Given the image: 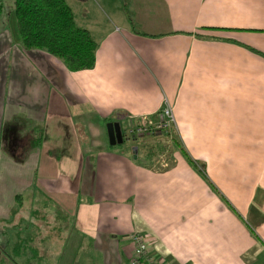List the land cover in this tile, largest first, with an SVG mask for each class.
<instances>
[{
  "label": "crops",
  "instance_id": "crops-1",
  "mask_svg": "<svg viewBox=\"0 0 264 264\" xmlns=\"http://www.w3.org/2000/svg\"><path fill=\"white\" fill-rule=\"evenodd\" d=\"M66 2L98 43L91 70L23 49L0 15V188L19 176L49 208L40 220L68 228L39 233L58 249H34L130 264L142 233L161 264H264V0H126L130 19L122 0ZM166 104L167 167L143 140L109 145L108 123L135 127ZM0 234L27 263L28 234Z\"/></svg>",
  "mask_w": 264,
  "mask_h": 264
},
{
  "label": "rangeland",
  "instance_id": "rangeland-1",
  "mask_svg": "<svg viewBox=\"0 0 264 264\" xmlns=\"http://www.w3.org/2000/svg\"><path fill=\"white\" fill-rule=\"evenodd\" d=\"M99 3L101 0H98ZM6 3V4H5ZM5 3H2L3 6V19H9L10 9L8 2L5 1ZM130 16V15H129ZM97 18L102 22V19L97 16ZM163 108V107H162ZM123 126V125H122ZM128 128H135V127H124L123 129ZM174 134L172 133V129L170 130V133L165 134H158V135H152V136H146L140 139H137L136 142L139 140H143L141 146L145 149L146 152H153L154 154H150L149 156L151 158H154L153 161H158L156 163V169H162L163 164L167 163L170 164V150H172L175 141H173ZM129 141L124 140L123 144L116 145L117 147H124L126 145H129ZM130 155H134L133 153ZM12 188L9 189V186L5 188H0V200H4L7 203V207L0 206V233H5L9 236V234H15V233H22L23 238H25L28 234L30 239L28 242V247L32 248L30 251H28L27 259L28 262H25L24 256L21 257L16 253L10 254L9 252H6L3 248L0 250V264H62L60 263V260L62 259V255L60 254H47L42 255L37 252L34 247H38L39 249L41 247H45L47 243H52L53 246L49 245L51 248L58 249L60 245V240H57L55 238H48L45 239L46 234H39L40 232L43 233V231L47 232H54L59 229L65 231L68 230L66 227L67 225L65 222H60L55 220L53 222H50L49 225H46L40 220V216L44 214L46 217L50 216L51 213H49V208L44 206L45 200L44 198L38 194L36 191H28V190H22L19 188V183H15V180H20L19 176H12ZM2 179V176L0 175V180ZM18 200V201H17ZM45 207V208H44ZM12 210V212L10 211ZM25 218L26 221L21 222V219ZM6 219V220H4ZM48 221V220H47ZM46 221V222H47ZM66 225V226H65ZM0 243L3 244V241H6L5 234H0ZM12 243L18 242L20 247L23 245H26V240H21L20 237L11 239ZM56 245V246H54ZM61 251V250H60ZM54 260V262H53Z\"/></svg>",
  "mask_w": 264,
  "mask_h": 264
},
{
  "label": "trees",
  "instance_id": "trees-1",
  "mask_svg": "<svg viewBox=\"0 0 264 264\" xmlns=\"http://www.w3.org/2000/svg\"><path fill=\"white\" fill-rule=\"evenodd\" d=\"M122 1L129 17L126 0ZM10 12L23 49L45 52L70 72L94 67L98 43L88 30L76 25L66 0H14Z\"/></svg>",
  "mask_w": 264,
  "mask_h": 264
},
{
  "label": "built area",
  "instance_id": "built-area-1",
  "mask_svg": "<svg viewBox=\"0 0 264 264\" xmlns=\"http://www.w3.org/2000/svg\"><path fill=\"white\" fill-rule=\"evenodd\" d=\"M174 123L172 108L166 104L158 113L156 119L150 120L147 117L141 118L135 128H121L123 140L129 142L137 139L158 135L169 134ZM163 168L168 164L164 163ZM129 241L133 247V254L130 264H161L160 259L150 252V239L142 233H133L129 237Z\"/></svg>",
  "mask_w": 264,
  "mask_h": 264
},
{
  "label": "water",
  "instance_id": "water-1",
  "mask_svg": "<svg viewBox=\"0 0 264 264\" xmlns=\"http://www.w3.org/2000/svg\"><path fill=\"white\" fill-rule=\"evenodd\" d=\"M108 143L111 147L120 145L123 142L122 132L119 122H111L106 125Z\"/></svg>",
  "mask_w": 264,
  "mask_h": 264
}]
</instances>
